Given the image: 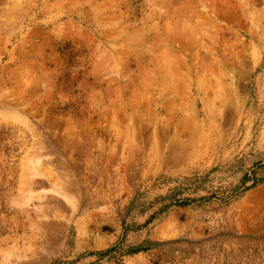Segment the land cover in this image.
<instances>
[{
	"label": "rangeland",
	"instance_id": "1",
	"mask_svg": "<svg viewBox=\"0 0 264 264\" xmlns=\"http://www.w3.org/2000/svg\"><path fill=\"white\" fill-rule=\"evenodd\" d=\"M0 264H264V0H0Z\"/></svg>",
	"mask_w": 264,
	"mask_h": 264
}]
</instances>
